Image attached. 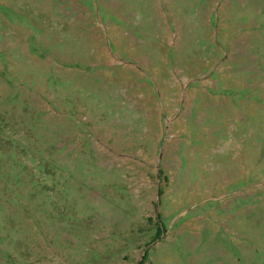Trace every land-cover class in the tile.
I'll list each match as a JSON object with an SVG mask.
<instances>
[{
    "label": "rangeland",
    "instance_id": "obj_1",
    "mask_svg": "<svg viewBox=\"0 0 264 264\" xmlns=\"http://www.w3.org/2000/svg\"><path fill=\"white\" fill-rule=\"evenodd\" d=\"M0 264H264V0H0Z\"/></svg>",
    "mask_w": 264,
    "mask_h": 264
}]
</instances>
